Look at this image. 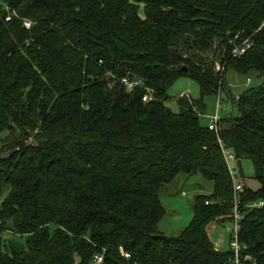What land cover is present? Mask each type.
<instances>
[{
  "label": "trees",
  "instance_id": "1",
  "mask_svg": "<svg viewBox=\"0 0 264 264\" xmlns=\"http://www.w3.org/2000/svg\"><path fill=\"white\" fill-rule=\"evenodd\" d=\"M237 33L253 43L239 58ZM229 71L262 82L211 131L204 99L229 97ZM183 77L201 99L173 112ZM0 132V264H231L208 235L234 220L224 151L253 162L261 188L239 195V238L264 264V207L247 208L264 201V0H0ZM197 174L213 194L166 237L161 196Z\"/></svg>",
  "mask_w": 264,
  "mask_h": 264
},
{
  "label": "rangeland",
  "instance_id": "2",
  "mask_svg": "<svg viewBox=\"0 0 264 264\" xmlns=\"http://www.w3.org/2000/svg\"><path fill=\"white\" fill-rule=\"evenodd\" d=\"M218 70L220 66L218 65ZM249 80V83H248ZM261 79L258 73L250 72L249 74L229 71L226 75V91L222 94L221 99L218 96H210L204 99L207 106V113L203 118V123L209 124L211 119L218 114L222 115L234 113L233 107L235 100L251 88L261 85ZM182 96L191 97L193 100L201 99V90L198 83L188 77L177 80L168 90L169 100L167 106L173 111H179L178 99ZM7 136V133L0 132V139ZM231 167L242 172L241 179L244 186L254 192L260 190L261 185L255 179V168L251 160H243L239 166L237 161L231 163ZM214 191V183L204 178L201 174L191 177L181 176L172 185H170L162 194L161 200L167 210L165 218L160 224V230L166 237L175 236L191 225L194 220L193 203L197 196H211ZM257 204V203H255ZM253 204V205H255ZM236 230L234 221L227 223H213L208 228V233L214 246L221 252L230 250L232 236L231 231Z\"/></svg>",
  "mask_w": 264,
  "mask_h": 264
},
{
  "label": "built area",
  "instance_id": "3",
  "mask_svg": "<svg viewBox=\"0 0 264 264\" xmlns=\"http://www.w3.org/2000/svg\"><path fill=\"white\" fill-rule=\"evenodd\" d=\"M11 17L9 16L7 18V21H10ZM25 27L27 29L31 28V23L26 22ZM232 44L235 46L233 50V56L235 58H239L244 56L253 46L252 43V37L244 38L242 37V33H237L234 36V39L232 41ZM121 83L127 88L129 92H133L138 88H142L144 86L143 80L135 77L126 76L121 80ZM249 83V80H248ZM148 93L143 97V101L145 103L151 102L154 99V91L151 89H147ZM220 119V114H218L215 118L211 119L209 123V129L211 131L218 132V122ZM224 154L226 156L227 163L230 166V172L231 176L234 182V192H235V208H234V222L236 224V230L231 231L232 236V242L230 249L233 252L232 258H231V264H257L255 258L251 255L246 253L245 249L243 248L240 238H239V222L241 220V211H240V205L241 201L239 200V195L244 192L245 186L242 182L241 174L239 171L231 167V163L233 161H236L235 156L230 151H224ZM264 207V201H261L255 205L250 204L247 206V208H262ZM124 256L126 258H130L129 254H125ZM103 262V257L98 256L95 258L94 263L95 264H101Z\"/></svg>",
  "mask_w": 264,
  "mask_h": 264
},
{
  "label": "water",
  "instance_id": "4",
  "mask_svg": "<svg viewBox=\"0 0 264 264\" xmlns=\"http://www.w3.org/2000/svg\"><path fill=\"white\" fill-rule=\"evenodd\" d=\"M187 70H188V69L185 67V68H183V69L181 70V72H184V73H185V72H187ZM160 238H161V239H166L165 236H161Z\"/></svg>",
  "mask_w": 264,
  "mask_h": 264
},
{
  "label": "crops",
  "instance_id": "5",
  "mask_svg": "<svg viewBox=\"0 0 264 264\" xmlns=\"http://www.w3.org/2000/svg\"><path fill=\"white\" fill-rule=\"evenodd\" d=\"M211 225H212V224H211ZM211 225H210V226H211ZM210 226H209V227H210ZM208 235H209V233H208ZM215 248H216V247H215ZM216 249H217V248H216ZM217 250H218V249H217Z\"/></svg>",
  "mask_w": 264,
  "mask_h": 264
}]
</instances>
